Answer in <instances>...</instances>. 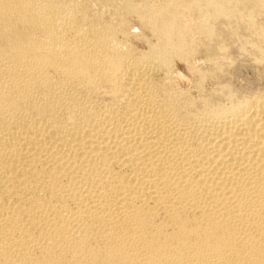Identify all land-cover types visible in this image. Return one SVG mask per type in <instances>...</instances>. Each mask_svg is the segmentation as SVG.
<instances>
[{"label": "bare ground", "instance_id": "6f19581e", "mask_svg": "<svg viewBox=\"0 0 264 264\" xmlns=\"http://www.w3.org/2000/svg\"><path fill=\"white\" fill-rule=\"evenodd\" d=\"M0 264H264V0H0Z\"/></svg>", "mask_w": 264, "mask_h": 264}, {"label": "rangeland", "instance_id": "374dc122", "mask_svg": "<svg viewBox=\"0 0 264 264\" xmlns=\"http://www.w3.org/2000/svg\"><path fill=\"white\" fill-rule=\"evenodd\" d=\"M102 19H103V17H102ZM101 19V20H102ZM133 22V23H132ZM136 19L135 18H132L131 20H130V29H129V31L130 32H132V31H135V33H137V34H139L138 32H140V29H139V24H138V22H137V24H136ZM134 26V27H133ZM136 28V29H135ZM133 29V30H132ZM127 34H129V35H126L128 38V40H129V38H130V40L129 41H125L126 43H132V45H133V47H135L136 49H138L139 51L141 50V51H144L145 49H146V47H147V43H143L142 41H140L139 42V40L138 39H135V37H132L130 34L131 33H127ZM132 37V38H131ZM134 39V40H133ZM175 67H178V68H182V66H181V64L180 63H177V65H175ZM174 67V68H175ZM173 68V69H174ZM157 76V74L155 75V77Z\"/></svg>", "mask_w": 264, "mask_h": 264}]
</instances>
